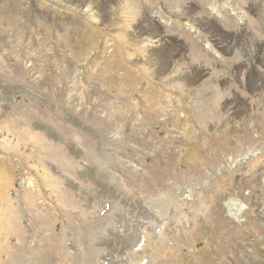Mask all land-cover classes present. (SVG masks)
I'll use <instances>...</instances> for the list:
<instances>
[{
	"label": "rangeland",
	"instance_id": "obj_1",
	"mask_svg": "<svg viewBox=\"0 0 264 264\" xmlns=\"http://www.w3.org/2000/svg\"><path fill=\"white\" fill-rule=\"evenodd\" d=\"M0 264H264V0H0Z\"/></svg>",
	"mask_w": 264,
	"mask_h": 264
}]
</instances>
